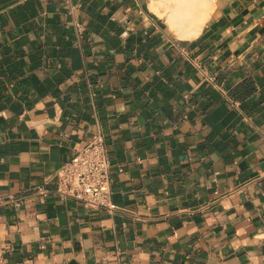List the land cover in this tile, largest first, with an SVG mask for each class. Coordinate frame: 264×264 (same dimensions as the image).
I'll list each match as a JSON object with an SVG mask.
<instances>
[{"label": "crops", "instance_id": "0c3cea01", "mask_svg": "<svg viewBox=\"0 0 264 264\" xmlns=\"http://www.w3.org/2000/svg\"><path fill=\"white\" fill-rule=\"evenodd\" d=\"M97 131L110 211L56 194ZM0 264H264V0L195 38L149 0H0Z\"/></svg>", "mask_w": 264, "mask_h": 264}, {"label": "built area", "instance_id": "2783aa9c", "mask_svg": "<svg viewBox=\"0 0 264 264\" xmlns=\"http://www.w3.org/2000/svg\"><path fill=\"white\" fill-rule=\"evenodd\" d=\"M110 169L104 138L97 131L57 170L56 194L93 208L114 210Z\"/></svg>", "mask_w": 264, "mask_h": 264}, {"label": "bare ground", "instance_id": "6f19581e", "mask_svg": "<svg viewBox=\"0 0 264 264\" xmlns=\"http://www.w3.org/2000/svg\"><path fill=\"white\" fill-rule=\"evenodd\" d=\"M215 0H149L150 9L163 17L179 38H195L210 17Z\"/></svg>", "mask_w": 264, "mask_h": 264}]
</instances>
